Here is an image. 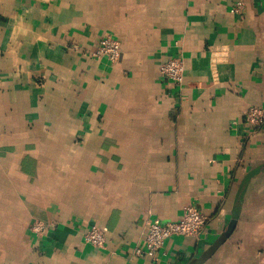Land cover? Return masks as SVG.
<instances>
[{
  "label": "crops",
  "instance_id": "obj_1",
  "mask_svg": "<svg viewBox=\"0 0 264 264\" xmlns=\"http://www.w3.org/2000/svg\"><path fill=\"white\" fill-rule=\"evenodd\" d=\"M238 1L0 0V264H264V0ZM188 204L198 236L135 255Z\"/></svg>",
  "mask_w": 264,
  "mask_h": 264
},
{
  "label": "built area",
  "instance_id": "obj_2",
  "mask_svg": "<svg viewBox=\"0 0 264 264\" xmlns=\"http://www.w3.org/2000/svg\"><path fill=\"white\" fill-rule=\"evenodd\" d=\"M244 2L239 0L232 11L235 14L243 13ZM226 54V53H225ZM95 58H106L112 64L117 63L122 56V46L119 40L113 36L103 37L92 53ZM160 73L167 79L173 81L177 86H182L185 77V62L183 58H171L163 62L159 67ZM245 121L252 126L264 125V109L258 106H251L245 113ZM207 216L194 204L185 206L181 217L177 221L161 223L151 221L147 227V234L144 246H138L134 252L136 256L156 258L160 248L167 239L175 236H198L206 227ZM47 230L44 222H36L32 231L36 236L43 235ZM84 241L95 247L102 248L106 244L105 231L92 226L84 233Z\"/></svg>",
  "mask_w": 264,
  "mask_h": 264
}]
</instances>
